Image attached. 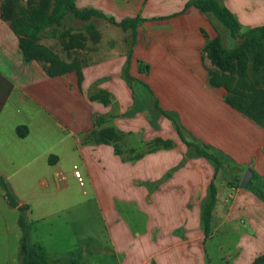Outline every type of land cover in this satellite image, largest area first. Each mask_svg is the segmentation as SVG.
Masks as SVG:
<instances>
[{
    "label": "crops",
    "instance_id": "crops-1",
    "mask_svg": "<svg viewBox=\"0 0 264 264\" xmlns=\"http://www.w3.org/2000/svg\"><path fill=\"white\" fill-rule=\"evenodd\" d=\"M2 1L1 176L17 183L34 179L30 186L45 189L55 182L65 189L74 186L76 165L88 188L82 193L90 191L96 200L110 238V254L120 256L118 264H208L205 243L213 237L215 218L218 225L232 223L238 231L235 254L222 257L226 264H252L264 253V128L226 103L224 88L208 83L213 65L204 47L217 34L214 25L219 30L209 15L193 5L184 9L188 0H74L79 9L94 8L117 21L145 19L132 38L130 29L92 17L99 41L92 44L82 27L84 46L68 52L82 60L78 81L75 72L50 77L41 63L23 56L19 36L1 17ZM26 1L20 0L22 5ZM219 1L235 15L242 31L264 25V0ZM63 23L73 26L65 19ZM52 39L57 38L45 36L40 42L51 47ZM129 51L131 79L126 80ZM137 60L149 69L139 70ZM137 84L147 90L153 105L156 100L162 110L176 116L186 138L208 146L223 164L215 170L209 159L190 155L191 147L180 140L172 121L159 111L150 115L149 103L137 95ZM99 93L106 94L107 101L98 98ZM19 126L27 128L25 136L18 135ZM106 127L122 135L123 154L113 143L89 138L92 130ZM130 135H136L141 149L126 143ZM156 138L171 140V146L149 151L148 143ZM128 150L142 155L130 159ZM66 156L69 160L63 164ZM37 159L45 164H40L39 174ZM247 169L252 171L251 183L243 188L240 181ZM211 181L216 203L212 234L204 239L201 203ZM119 202L132 204L144 219V231L136 238L118 211ZM90 239L73 249L81 250L82 264L99 250Z\"/></svg>",
    "mask_w": 264,
    "mask_h": 264
},
{
    "label": "trees",
    "instance_id": "trees-1",
    "mask_svg": "<svg viewBox=\"0 0 264 264\" xmlns=\"http://www.w3.org/2000/svg\"><path fill=\"white\" fill-rule=\"evenodd\" d=\"M191 5L209 15L215 24H220L227 30L231 38L238 40L231 47L225 46L219 30L214 25L217 34L208 40L204 47L206 56L215 68L209 69V85L224 88L225 102L264 128V25L249 27L242 31L235 15L219 0H188L184 9ZM68 14L87 22L83 25V30L92 44H96L100 39V34L91 21L92 17L105 18L123 30L130 29L132 38L136 36L137 25L145 20L136 16L117 21L114 17L107 16L94 8L79 9L74 0H27L25 5H22L20 0H3L1 4V17L10 22L12 29L19 36V47L24 57L41 63L50 77L75 72L79 81L81 64L77 61H67L49 46L40 42L45 36L57 38L62 51L67 55L72 48H82L85 35L83 33L74 35L75 33H71L73 28H66L63 23ZM77 38L80 41H76ZM130 57L131 51L128 52L127 64L124 68L126 80L131 79L128 74ZM137 62L139 70L149 69V66L141 60ZM96 96L107 101L106 94L105 97L102 93ZM154 105L161 114L172 121L178 137L186 146L192 147L197 155L212 161L215 170L223 164L221 157L213 153L208 146L185 137L173 113L162 110L156 100ZM98 123H100L99 119L94 121L95 126ZM17 133L19 136H25L27 128L19 126ZM89 138L95 143H113L116 152L123 154L119 145L122 135L112 128L106 127L98 131L94 129ZM162 146L170 147V141L156 138L148 143V150H156ZM133 152V150L126 151V156L133 159L142 155L140 153L133 155ZM0 189L4 192L7 203L18 211L19 264H82L80 249L72 250L65 258L49 260L44 247L31 242L33 221L28 217L29 205L20 203L8 181L1 175ZM216 193L215 183L211 181L207 188V198L201 203V225L204 239L212 234L211 218L216 203ZM252 264H264V253L258 255Z\"/></svg>",
    "mask_w": 264,
    "mask_h": 264
},
{
    "label": "rangeland",
    "instance_id": "rangeland-1",
    "mask_svg": "<svg viewBox=\"0 0 264 264\" xmlns=\"http://www.w3.org/2000/svg\"><path fill=\"white\" fill-rule=\"evenodd\" d=\"M65 20L73 25L71 33H75L74 35L82 33L80 29L83 26L80 25L86 22L74 18L71 14H68ZM217 26L225 46L231 47L238 41L231 38L222 25L217 24ZM51 41L53 45L49 47L54 52L64 57L67 61L82 63V60L77 59L73 53H69L66 58L57 39H52ZM76 41H80V39L77 38ZM212 68L215 69L214 67ZM135 89L138 97H141L144 103H149L147 110L150 115L155 116L158 110L154 107L150 94H148L146 89L143 90V87L139 86V84L135 86ZM135 136L130 135L126 143L139 150L141 149L139 148L140 142ZM169 141L171 146V140ZM54 147L58 148L57 145ZM189 151L190 155L194 154L192 147ZM64 158L66 160L62 163L67 164L69 157L66 156ZM70 158H73V155H70ZM37 160L39 174L41 171L40 166H42L40 164L43 161L41 159ZM72 164L73 162L70 163L71 167ZM43 165L45 164L43 163ZM31 175H34V171ZM11 181H8V183L16 197L23 199L31 209V213H28V217L34 220L31 230V242L41 243L49 260L65 258L70 253L69 251L77 247L80 242H87L88 238H91L90 245L97 247L99 250L96 253L89 254L86 264H118L120 256L110 254V251L112 252L110 238L96 200L90 191H87L86 194L82 193V190L87 188L84 187L85 185L79 186L75 178L72 181L74 186L65 189L61 185L57 187L55 182L45 189L36 185L30 186L29 184H32L34 179L30 180V182L28 178L25 182L19 181L17 183L14 180ZM1 191L0 189V264H19L20 232L16 224L18 212L6 203L3 196H1ZM117 207L123 218L132 225V235H135V238L141 235L144 231V219H141V213L133 208L132 204L119 202ZM217 220L218 218H215L212 223L214 227L213 237L207 239L205 243L207 258H209L208 264H226L222 257L227 258L230 254H235L239 240L235 225L234 227L232 223H220L218 225Z\"/></svg>",
    "mask_w": 264,
    "mask_h": 264
},
{
    "label": "built area",
    "instance_id": "built-area-1",
    "mask_svg": "<svg viewBox=\"0 0 264 264\" xmlns=\"http://www.w3.org/2000/svg\"><path fill=\"white\" fill-rule=\"evenodd\" d=\"M72 174H73V177L75 178L77 184L81 187L84 186L83 176L81 174V171L78 169V167L76 165L73 166Z\"/></svg>",
    "mask_w": 264,
    "mask_h": 264
},
{
    "label": "water",
    "instance_id": "water-1",
    "mask_svg": "<svg viewBox=\"0 0 264 264\" xmlns=\"http://www.w3.org/2000/svg\"><path fill=\"white\" fill-rule=\"evenodd\" d=\"M252 171L247 169L240 181V186L246 188L251 183Z\"/></svg>",
    "mask_w": 264,
    "mask_h": 264
}]
</instances>
